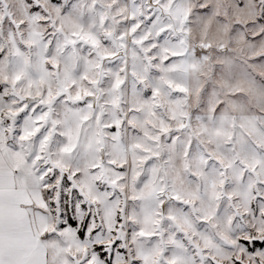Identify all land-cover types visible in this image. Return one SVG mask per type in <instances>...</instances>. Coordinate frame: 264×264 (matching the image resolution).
<instances>
[{
	"label": "snow or ice",
	"instance_id": "obj_1",
	"mask_svg": "<svg viewBox=\"0 0 264 264\" xmlns=\"http://www.w3.org/2000/svg\"><path fill=\"white\" fill-rule=\"evenodd\" d=\"M0 264H264V0H0Z\"/></svg>",
	"mask_w": 264,
	"mask_h": 264
}]
</instances>
